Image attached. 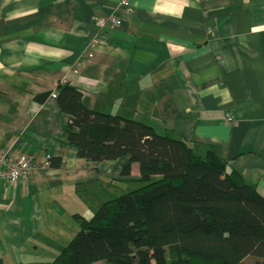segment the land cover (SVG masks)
<instances>
[{"label": "crops", "instance_id": "obj_1", "mask_svg": "<svg viewBox=\"0 0 264 264\" xmlns=\"http://www.w3.org/2000/svg\"><path fill=\"white\" fill-rule=\"evenodd\" d=\"M130 1L122 19L123 0H0V151L36 165L62 158L12 187L0 178L4 264L54 257L61 228L85 214L67 203L87 208L89 190L121 178L124 158L89 162L64 144L60 82L91 109L213 148L264 196V0ZM110 16L122 23L100 29Z\"/></svg>", "mask_w": 264, "mask_h": 264}, {"label": "trees", "instance_id": "obj_2", "mask_svg": "<svg viewBox=\"0 0 264 264\" xmlns=\"http://www.w3.org/2000/svg\"><path fill=\"white\" fill-rule=\"evenodd\" d=\"M56 94L69 118L66 146L89 162L128 156L121 175L130 176L138 164L140 177L138 187L106 198L90 218L74 213L75 234L54 257L46 256L49 264H264V196L216 150L91 109L67 82ZM46 162L60 167L62 158Z\"/></svg>", "mask_w": 264, "mask_h": 264}, {"label": "rangeland", "instance_id": "obj_3", "mask_svg": "<svg viewBox=\"0 0 264 264\" xmlns=\"http://www.w3.org/2000/svg\"><path fill=\"white\" fill-rule=\"evenodd\" d=\"M5 156L6 155V160H16L14 159V156H10L2 151H0V156ZM3 156V157H4ZM124 161H122V168L125 165V163L129 160L128 156H124L123 157ZM18 160V159H17ZM34 161L32 160V163ZM43 162L40 164L42 165ZM138 164H135L133 166V169L131 170L132 176H130L129 178H124L121 175V179L118 182H114V184L112 185V183L110 181H107V184H105L103 186L102 189V185L96 188V192H92L89 190L88 195L89 197H92V200L90 202L89 207L84 208L83 203L84 200H72L71 202H68L67 206L68 208V212L69 213H73V211H76V209H80V211H82L85 217L90 218L92 216V214H94V212L99 209L103 203L106 201V198L108 197H114V196H118V195H123L131 190H134L136 187H138V181L136 180L137 178L135 177L136 174H138ZM140 173V172H139ZM4 179L8 178V176L3 175ZM2 178V177H0ZM95 191V189H94ZM103 196V202H100V196ZM92 205H95L92 207ZM80 207V208H79ZM73 232H70L68 228H61V235L63 236V238H68V235H71ZM75 234V233H73ZM53 251H56V249L54 250H48L49 255H51L53 253ZM60 251V250H59ZM51 260V259H50ZM49 259H47V257L44 256V258H40L37 256H30L29 258L23 260V262L21 264H49ZM10 264V263H9Z\"/></svg>", "mask_w": 264, "mask_h": 264}, {"label": "built area", "instance_id": "obj_4", "mask_svg": "<svg viewBox=\"0 0 264 264\" xmlns=\"http://www.w3.org/2000/svg\"><path fill=\"white\" fill-rule=\"evenodd\" d=\"M122 4L125 7V14L123 15V18H126L128 15L132 14L134 12V8L131 4L130 0H123ZM122 19L110 16L105 18H100L97 21V25L100 29H105L109 25H120L122 23ZM89 48H94L93 43L91 42L89 44ZM89 57H93V53H89ZM56 93L52 95L53 98H56ZM227 121L229 123H234V119L231 114H227ZM4 156V155H3ZM0 156V177L4 178L3 175L8 176V178H5L6 181H8L11 185H14L18 182V180L21 177H24L29 173V171L34 167L32 163L31 158H21L18 160H6V155L3 157ZM48 162H43L41 168L46 169L49 165Z\"/></svg>", "mask_w": 264, "mask_h": 264}]
</instances>
